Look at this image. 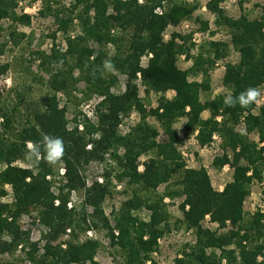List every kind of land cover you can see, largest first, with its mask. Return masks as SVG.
<instances>
[{
  "label": "trees",
  "instance_id": "16d2710c",
  "mask_svg": "<svg viewBox=\"0 0 264 264\" xmlns=\"http://www.w3.org/2000/svg\"><path fill=\"white\" fill-rule=\"evenodd\" d=\"M19 1L0 0V20L12 18L30 25L29 15L17 17L13 11ZM68 1L65 7L58 0H42L48 7L45 9H52L54 14L49 27L50 51L40 55L42 66L50 76L44 104L29 107L25 97H20L15 107L0 105V164L4 165L0 187L11 188V195L5 189L0 190V244L4 245L0 254L7 250L12 253L23 245L32 247L25 264L94 263L100 243L85 236L97 229L107 232L111 245L125 259L122 264H157L152 254L158 247L160 225L170 229L168 205L164 201L169 197L182 199L181 224L194 238V244L183 246L174 264H264V209L247 215L243 211L249 185L254 180H263L264 146L258 148V144L236 133L234 128L244 118L247 133L256 132L264 143V108L255 116L251 113L255 104L241 107L237 102L235 107H228L227 97L221 95L202 103L200 90L208 89L207 83L189 81L178 69L180 56L185 54L190 58L188 38L173 33L166 41L165 34L170 26L189 18L196 7L175 0ZM224 3L225 0H209L206 8L218 25L230 31L232 45L240 55L238 63L227 64L223 77L229 96L235 99L246 89L264 84V4L260 6L259 18L250 20L242 15L234 20L227 17ZM40 14L45 15L44 11ZM75 20L80 32L69 35ZM59 33L65 36L64 48L58 43L62 36L58 37ZM89 41L100 47L92 60ZM210 50L214 52L210 53L211 57L220 58L226 48L212 43ZM148 56H152L148 66L142 67V58ZM211 57L196 59L193 74H206L204 66L212 68L215 64ZM105 61H110L113 67L107 68ZM7 70L8 66H0V76ZM112 71L127 77L123 93L117 88L118 80ZM82 81L88 93L96 94L100 101L92 123L79 126L80 117L75 116L76 125L69 127L67 108L61 106L67 99L71 101V88ZM137 81L145 88L146 95L150 91H173L175 96L171 100L162 97L157 108L146 109ZM22 108L26 110L23 122ZM205 111L210 113L207 119L202 117ZM134 113L139 115V122L128 131L123 129V121ZM218 117L222 118L220 122ZM148 118L160 125L167 141H158L159 130ZM183 118L187 120L186 137L197 130L196 140L205 147L218 133L224 141V150L232 153V159L226 153L213 162L215 168L230 164L234 170L233 180L222 192L213 189L205 168H189L179 151L182 140L174 125ZM42 134L60 137L64 142L61 164L64 176L58 194L52 189L59 177L58 166H49L43 147L41 156L30 166L14 165L28 156L31 151L28 142L41 144ZM105 161L112 162L113 170L117 169L113 180L132 189L129 201L115 214L114 229L104 213L113 182L111 175H106L100 183H87L88 167ZM250 171L252 174L248 175ZM170 182L173 185L166 195L154 199L152 194ZM72 194L80 195L81 209L71 202ZM133 211H143L147 218L133 215ZM31 212L37 213L39 224L50 235L68 231L69 240L51 247L46 255H39L36 245L31 244L29 235L19 225ZM206 216L217 224V229L203 227ZM228 226L231 229L226 232ZM0 264H13V260L0 257Z\"/></svg>",
  "mask_w": 264,
  "mask_h": 264
},
{
  "label": "rangeland",
  "instance_id": "374dc122",
  "mask_svg": "<svg viewBox=\"0 0 264 264\" xmlns=\"http://www.w3.org/2000/svg\"><path fill=\"white\" fill-rule=\"evenodd\" d=\"M61 5L65 7L69 5L68 0H58ZM209 0H175L176 3L186 2L192 7H196V11L190 15L189 18L182 21L179 25L170 26L167 33L165 34V40L170 39L171 34H180L183 37L188 38V46L190 47V58L188 59L185 54L180 56L177 67L185 73L189 81L197 82L199 84L207 83L208 89L202 88L200 90V99L202 103L212 101L218 96L230 95V91L223 84V77L226 71L228 63L236 64L240 60V55L236 52L232 45V36L230 31L222 25H218L215 17L209 13L206 5ZM72 2H70L71 4ZM264 4V0H225L224 9L226 15L229 18L238 20L242 15H246L250 20L259 18L261 15L260 6ZM56 5L53 6V8ZM42 0H20L18 5L13 10L17 17H21L23 14L31 17L30 25H23L19 22H15L12 18L0 20V66H8L6 73L0 76V105L7 104L9 107H15L20 100V97H25L28 101V106L39 107L44 104L45 97L49 94L47 88V82L49 74L42 66L40 55L42 53L48 54L51 48L52 40L49 36V27L53 23V15L50 9H45ZM44 11L45 15H41L40 12ZM159 13V12H158ZM74 27L70 30L69 35L78 34L80 32L79 23L77 20L73 23ZM207 25V26H205ZM264 32V30H263ZM62 34L59 33L58 37ZM61 43L62 47H65V36L62 35L58 43ZM212 43L222 45V48L226 50L221 51L220 58L211 57L210 47ZM88 47L91 54V60L97 55V50L100 48L94 41L88 42ZM214 53V52H212ZM112 54H109L111 57ZM152 56L144 57L141 61L142 67H147L149 60ZM203 57L205 60H214L215 64L212 68L208 65L204 66L207 70L205 72L193 74L194 63L196 59ZM73 63V62H72ZM74 65L75 64H71ZM57 69V68H56ZM49 72V71H48ZM110 73V72H109ZM78 71L76 70V77ZM112 74L117 77L118 84L117 88L123 93L127 82V77L120 75L118 72L112 71ZM136 85L140 91L141 98L145 101L146 109L157 108L159 101L162 97L171 100L175 96V92L168 91L166 93H157L150 91L149 95H146L145 88L142 86L140 81L136 82ZM262 96H264V84L260 87ZM72 94L69 96L71 99L65 102L61 107L67 108L66 118L69 120V127H74L73 124L75 116L80 117L78 120L79 126L81 123H92L97 103L100 101L96 94L90 95L87 91V85L85 82H79L75 88H71ZM264 108V99L259 104H255L251 113L255 116L261 113ZM26 110L21 109V121L25 120ZM210 116L209 111H205L202 115L203 119H207ZM217 120L220 122L221 117ZM149 123L155 126L159 130L158 141H167V136L164 131L160 128L157 122L152 118H148ZM139 122V115L134 113L131 114L129 119L123 121V129L127 131ZM186 118L178 121L174 128L177 131L182 143L179 146V151L182 153L186 160V164L189 168L200 169L205 168L210 180L212 187L217 192H222L226 184L233 180L234 170L230 164L225 165L223 168H215L213 162L215 158L222 157L228 153L229 158L232 159V153L227 149L223 148L222 136L215 133L212 138V142L201 147L196 140L198 131L194 134L186 137L184 131L186 125ZM235 132L247 136L248 139L258 144V148H262L264 143L260 142L259 135L256 132L247 133L245 119L236 125ZM28 150L29 145H27ZM148 157L143 158L141 161L144 163ZM32 163V160L28 156L24 160H18L14 163L15 166L28 167ZM4 165L0 164V171ZM87 183L91 185L93 182H99L106 178V175H111L110 193L108 194L107 200L104 205V213L107 219L110 221L112 229L116 228V216L115 214L120 211L122 205L128 202L132 195V189L126 184L116 182L113 180L114 174L117 173V169L113 170L112 162L105 161L103 164L91 165L87 169ZM140 171H143V167H140ZM57 176L53 192L58 194L60 187H62V178L64 176L63 165L58 166ZM250 171L248 175H251ZM262 182L254 180L249 185V195L245 200L243 211L247 214L255 213L258 210L264 209V170L262 171ZM50 180V177L47 178ZM52 179V178H51ZM172 182L169 184L161 185L155 194H152L154 199L159 196L166 195L169 189L172 188ZM5 189L9 195H11V188L9 185L0 187V190ZM71 202L74 201L77 207L81 209L82 201L79 194H72ZM7 199H1L6 201ZM165 203L168 205L166 213L169 216L170 229H166L164 225H160L158 228L160 232V238L158 240V247L152 254V259L157 264H174L175 259L180 254L181 249L184 245L194 244L193 235L185 230V226L181 224L183 220V212L179 209V205L182 202L180 198L171 199L165 197ZM70 202V203H71ZM73 203V202H72ZM91 213V210H89ZM133 215L138 216L142 219L147 218L145 212L133 211ZM38 215L36 212H31L29 215H25L20 220L21 231L27 233L30 238V242L36 245L37 253L43 256L50 251L51 247H55L58 243L66 242L69 240L68 231L59 232L58 234H51L49 230L42 227L38 222ZM204 228L215 230L217 224L211 222V217L206 216L202 221ZM229 225V224H228ZM231 227L226 228V232H229ZM105 230H90L86 233L85 237L95 239L99 241L100 248L98 249L97 256L94 263L88 264H122L125 259L120 253L118 248H114L109 238L107 237ZM46 237V238H45ZM84 237V236H83ZM3 243V242H2ZM4 244H6L4 242ZM4 245L0 244V249H3ZM32 247L24 248L23 245H19L15 250L1 252L0 257L2 259H11L13 264H25L29 261V256L32 253ZM150 264V263H147Z\"/></svg>",
  "mask_w": 264,
  "mask_h": 264
},
{
  "label": "clouds",
  "instance_id": "9594fccd",
  "mask_svg": "<svg viewBox=\"0 0 264 264\" xmlns=\"http://www.w3.org/2000/svg\"><path fill=\"white\" fill-rule=\"evenodd\" d=\"M105 66L111 69L113 66L110 61H105ZM264 99L260 88H248L241 93L237 98L233 99L231 96L225 99V105L228 107H235L238 102L241 107H248L252 104H259ZM31 151L28 153V158L35 162L36 158L41 156L40 148L43 147L46 152V160L49 166H59L63 163L65 155V146L63 139L60 137H53L49 134H42V142L37 145L34 142H28Z\"/></svg>",
  "mask_w": 264,
  "mask_h": 264
}]
</instances>
